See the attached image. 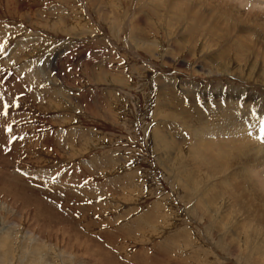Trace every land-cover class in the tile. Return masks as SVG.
Returning <instances> with one entry per match:
<instances>
[{
  "label": "rangeland",
  "instance_id": "374dc122",
  "mask_svg": "<svg viewBox=\"0 0 264 264\" xmlns=\"http://www.w3.org/2000/svg\"><path fill=\"white\" fill-rule=\"evenodd\" d=\"M155 1L159 5L151 0H0V264H264V230L256 211L264 209L258 177L264 172V73L258 75L264 53L254 52V67L249 65L253 54L233 55L236 38L252 45L264 41V0H203L204 6H226L219 12L227 18L221 24L233 28L228 32L235 38L199 40L197 48L207 40L202 46L209 52L192 64L188 60L195 53L187 52L188 42L181 47L187 60L164 37V11L155 8L164 2ZM168 24L170 31L189 32L183 24ZM233 57L242 66L228 64ZM213 60L226 63L230 74H209ZM229 89L248 95L247 111L236 98L233 115L227 103L216 105V98L207 97ZM179 100L189 101V116H199L191 126L182 112H171L170 103ZM212 105L214 116L202 117L200 112ZM228 117L234 128L227 127ZM198 126L207 127L217 143L233 136L257 153L239 146L240 151L226 154V176L207 170L189 148L205 142L198 140L204 131H192ZM217 127L229 128L227 136ZM154 133L171 141L175 133L185 141L177 146H187L181 158L176 159L177 152L169 156L179 161L175 170L158 165ZM240 180L247 192L234 190Z\"/></svg>",
  "mask_w": 264,
  "mask_h": 264
},
{
  "label": "bare ground",
  "instance_id": "6f19581e",
  "mask_svg": "<svg viewBox=\"0 0 264 264\" xmlns=\"http://www.w3.org/2000/svg\"><path fill=\"white\" fill-rule=\"evenodd\" d=\"M93 1V0H92ZM138 1H145V3H147L146 2V0H138ZM151 1H154V2H156L155 0H151ZM193 0H162V2H164L163 3V5L161 6V7H158V6H155L156 5V3L158 4V2H156L155 3V8L157 9V8H160L161 9V11H164V14L162 15V21H165V25H160V27L161 28H163L164 27V29H165V33H164V37L168 40V42H169V44L171 45V47L174 49V50H178V53L180 54V52H183V53H185L184 52V48H181L182 46H183V44L184 43H186V42H188V45L186 44V46H188L189 48V51H187V52H189V55L191 54V52H194L195 54L194 55H192V56H190V58H189V60H188V56L189 55H186V53L185 54H183V53H181V54H183L184 55V57L185 58H187V60H188V63L189 64H192V63H197L196 62V60L198 59V58H202L203 56H205L206 54H208V47L206 46V48L204 49L203 48V46L202 45H206V42H207V40L204 42V40L202 41V43H201V47L199 46V49L197 48V46H198V42H199V40H201V39H203V38H210V39H212V38H218V39H220L221 41H222V39H225L226 37H229L230 36V33H231V29H233V28H230V27H224L221 23H225L226 22V17H224V16H221V15H219V12H220V10L221 9H223V7L224 8H226V6L223 4V3H221L220 1H219V3H221V7H219L218 8V6H214V4L213 5H206V6H204V2H206L207 0H204V2H203V0H201V4L200 5H197V2H198V0H197V2H195V0H194V2H192ZM210 1V0H209ZM214 1V0H213ZM215 1H217V0H215ZM238 1V0H237ZM237 1H235V2H237ZM261 1V0H260ZM263 1V0H262ZM190 2L191 3H194V4H190ZM200 2V1H199ZM239 2V1H238ZM240 2H242V0H240ZM249 3L251 2V0L250 1H248ZM213 3V2H212ZM215 3V2H214ZM244 4L246 3L245 1L243 2ZM260 3V2H259ZM262 3V2H261ZM264 3V2H263ZM121 4V3H120ZM148 4H152V3H148ZM162 3H160V5H161ZM187 4V5H186ZM207 4V3H206ZM215 4H218V3H215ZM243 4V5H244ZM256 4V3H255ZM93 5H94V3H93ZM100 5V4H99ZM159 5V4H158ZM238 5H240V3L238 4ZM263 4H261V6H262ZM95 6V5H94ZM116 6H117V4H116ZM153 6V5H152ZM199 6V7H198ZM211 8V9H209V7ZM214 6V7H213ZM244 6H247L246 4L244 5ZM249 6V5H248ZM258 5H256V7H257ZM264 6V5H263ZM93 8V7H92ZM232 8V7H231ZM235 8H236V6H235ZM234 8V9H235ZM249 8H251V7H249ZM264 8V7H263ZM95 9V8H94ZM98 9H100V8H98ZM112 9V8H111ZM230 9V8H229ZM254 9H256L255 7H254ZM261 9V8H260ZM219 10V11H218ZM225 10V9H224ZM232 10H233V8H232ZM253 9H251V11H252ZM257 10H258V8H257ZM257 10L255 11V10H253V12L255 11L256 13H257ZM218 11V12H217ZM249 12H251L250 10H248ZM262 11V10H261ZM214 12H216L217 14H215ZM225 12V11H224ZM244 12V11H243ZM249 12H247V13H249ZM254 12V13H255ZM263 12V11H262ZM94 13H96V12H94ZM250 14L251 16L252 15H255V14ZM121 15V14H120ZM224 15V14H223ZM245 15V14H244ZM259 15V14H258ZM261 15H264V13L262 14L261 13ZM158 16V15H157ZM227 16V15H226ZM233 16V15H232ZM250 16V17H251ZM256 16V15H255ZM120 17V16H119ZM228 17V16H227ZM247 17V16H246ZM249 17V16H248ZM248 17L246 18V19H248ZM249 17V18H250ZM133 18V17H132ZM160 18V17H159ZM229 18V17H228ZM232 18V17H231ZM234 18V17H233ZM242 18V17H241ZM260 18V17H259ZM258 18V23L260 22L259 19ZM264 18V17H263ZM161 19V18H160ZM230 19V18H229ZM235 19V18H234ZM243 19V18H242ZM252 19H256V17L254 18H252ZM251 19V20H252ZM262 19V18H261ZM232 19H230V21H231ZM172 21H174V22H176V23H180V24H183L184 26H186L185 28H183V29H185V31H188V29H189V32L187 33V32H181V33H177V31H170V30H168L167 28L170 26L168 23H170V22H172ZM244 21V20H243ZM243 21H242V23H243ZM235 22H237V24H238V22H239V24H240V20L239 21H235ZM254 22H256V20L254 21ZM261 22H263L264 23V19H263V21H261ZM228 23V22H227ZM231 24H232V22H230ZM252 23H253V21H252ZM258 23H256L257 24V28H258V25H259V27H260V25L262 24H258ZM157 24V26H158V23H156ZM244 24V23H243ZM242 24V25H243ZM247 24V23H246ZM245 24V25H246ZM255 24V23H254ZM253 24V25H254ZM255 24V25H256ZM225 25V24H224ZM245 25H243V26H245ZM171 26H173V25H171ZM170 26V27H171ZM240 26V25H239ZM247 26V25H246ZM249 26V25H248ZM176 27V26H175ZM233 27V26H232ZM256 27V26H255ZM255 27H253L254 29H252V30H257V32H258V29L257 28H255ZM262 28H263V26H261ZM133 28V27H132ZM157 28V27H156ZM172 28V27H171ZM241 28V27H240ZM250 28V27H249ZM159 29V28H158ZM170 29V28H169ZM242 29V28H241ZM264 29V28H263ZM153 30V29H152ZM160 30V29H159ZM158 30V31H159ZM192 30H194L195 31V33L196 34H199L200 36H202V37H199L198 35H193V34H195V33H192L193 31ZM230 30V31H229ZM181 31V30H180ZM192 31V32H191ZM230 33H229V32ZM242 31V30H241ZM243 31H245V29L243 30ZM260 31V30H259ZM115 32V31H114ZM247 32V31H246ZM250 32V31H249ZM249 32H248V34H249ZM256 32V33H257ZM261 32H263V31H260V33ZM160 33V32H159ZM228 33H229V35H228ZM233 33H235V31H233ZM238 33V37H240L241 35L239 34V31L237 32ZM241 33V32H240ZM244 33V32H243ZM251 33H254V31H252ZM264 33V32H263ZM221 34V35H220ZM130 35V34H129ZM154 35V34H153ZM251 35V36H250ZM249 36L250 37H252V38H250L249 36V39L251 40V39H255V36L253 35V34H250ZM253 35V36H252ZM263 35V34H262ZM133 36V35H132ZM231 36H236V34H232ZM244 36H247L246 34L244 35ZM169 37L171 38V37H179V41H175V40H173V41H170L169 40ZM257 37H259V36H257ZM262 37H264V36H262ZM161 38V37H160ZM233 38H235V37H233ZM233 38H226L227 39V43H228V40L230 41V39H233ZM243 38V39H242ZM240 37V38H236V43H234L235 45V48H234V51H235V53L233 52V55L234 54H237L238 53V55H241V56H245L246 55V57L248 56V57H250L252 54H253V57L250 59L251 60V62H249V63H251V64H249V65H251V66H253L254 67V65H255V60H256V57H255V55H254V52H261L262 54L264 53V43H262V42H264V41H262V42H260V43H257L258 41L256 40H253V43H254V41L256 42V43H254L253 45H252V43H250V42H252V40L251 41H247V40H244V37ZM147 39V38H146ZM258 39V38H257ZM260 39H263V38H261L260 37ZM219 40V41H220ZM211 41V40H210ZM147 42V41H146ZM201 42V41H200ZM215 42V41H214ZM234 42V41H233ZM136 44V43H135ZM195 44V45H194ZM226 44V43H225ZM225 44H224V46H225ZM22 45V44H21ZM146 46V45H145ZM144 47V46H143ZM229 47H230V45H229ZM187 48V47H186ZM149 49V48H148ZM148 49H147V51H148ZM172 49V50H173ZM214 52V51H213ZM171 53V52H170ZM176 53V52H175ZM258 54H260V53H258ZM261 54V55H262ZM12 55V54H11ZM176 56V55H175ZM260 56V55H259ZM214 57V56H213ZM211 58V59H215V58ZM234 58V57H233ZM232 58V59H233ZM260 58V57H259ZM191 59V60H190ZM264 59V58H263ZM234 60L235 61H230L228 64H231V66L234 64V66H236V65H238V66H242V65H239L237 62H236V59L234 58ZM247 60V59H246ZM245 60V61H246ZM253 60V61H252ZM185 61V60H184ZM238 61V60H237ZM258 61V60H257ZM224 62V61H223ZM227 62V61H226ZM232 62H233V64H232ZM236 63V64H235ZM242 63H243V61H242ZM247 63V62H246ZM211 64V65H210ZM226 64V63H225ZM224 63H222V62H220V61H217L216 63H215V60H213V61H211L210 63H209V66H210V68H209V74H213V73H219L220 71L222 72V73H224V74H226V75H228V74H230L229 72L231 71H228L229 69H228V67L229 66H227L226 67V65H225ZM259 65V64H258ZM7 66V65H6ZM246 66V65H245ZM243 68H245V67H243ZM239 69V68H238ZM245 71H246V68H245ZM264 71V70H263ZM263 71H258V75L259 76H261V74L262 73H264ZM239 72H241L240 71V69H239ZM248 72V71H247ZM221 73V74H222ZM236 73V72H235ZM244 73V72H243ZM246 73V72H245ZM255 73V72H254ZM240 74V73H239ZM242 74V73H241ZM249 74V73H248ZM254 75V74H253ZM239 76V75H238ZM239 77H242V76H239ZM255 77V76H254ZM244 78V77H243ZM246 78H247V76H246ZM245 79V78H244ZM258 79V78H257ZM248 80V79H247ZM249 81V80H248ZM258 81V80H257ZM263 82H264V80H263ZM260 83V82H259ZM264 85V84H263ZM188 88V87H187ZM214 89H216V88H214ZM219 89H221V88H219ZM222 90V89H221ZM188 91H193L191 88H190V90H188ZM220 91V90H219ZM243 91H245V90H243ZM216 93L214 94V92H211L209 95H207V97H211L212 99H215V104L217 105V103L219 102L220 104L223 102V104H224V102H225V104L227 103V105L228 106H230L231 108H232V110H233V115L235 114L236 115V113H235V111L236 112H238V108H239V104H241V107H242V109L244 108V107H248V105H246L245 106V104H244V102L247 100V99H250L249 97H248V95H243V94H240L239 92H236V90L235 89H229L228 91H226V93H224V92H220V93H218V91H215ZM247 92V91H246ZM252 92V91H251ZM207 93V92H206ZM248 93V92H247ZM182 94V93H181ZM249 95H250V93H249ZM254 95V94H253ZM251 96V95H250ZM253 97V96H252ZM234 98H236L237 100H241V103H239L238 104V107H237V104H235V102H234ZM254 98V97H253ZM191 99L192 98H190L189 97V101H191ZM255 99V98H254ZM187 100V99H186ZM260 100V99H259ZM107 101H110V100H107ZM169 101V100H168ZM189 101H187V104L186 105H183L182 104V100H179V102L178 101H174V102H172V103H170V104H172V105H170V104H168V105H170L171 106V110H173V111H171V112H174V113H177V112H175L174 111V109H176V111H178V112H182L183 113V115H181V114H179V113H177V114H179V115H181L182 117H184V118H187V119H190V120H188L189 122L191 121L192 122V120L194 119V120H196L197 118H199V116L198 115H195V116H189L188 115V113L186 112V111H188L187 109H190V103H188ZM256 101H257V99H256ZM112 102H110V104H111ZM251 103V102H250ZM261 103V102H260ZM114 104V103H113ZM219 104V105H220ZM225 104H224V106H225ZM207 105V104H206ZM255 105V104H254ZM253 105V106H254ZM114 106V105H113ZM184 108H183V107ZM221 106V105H220ZM175 107H178V108H180V110L179 109H177V108H175ZM240 107V108H241ZM249 107H250V105H249ZM248 107V108H249ZM162 108V107H161ZM168 108V107H167ZM187 108V109H186ZM221 108V107H220ZM225 108V107H224ZM223 108V109H224ZM247 108V109H248ZM245 109V108H244ZM252 109V108H251ZM197 110V109H196ZM215 110H217V108H215V106H213L212 105V108L209 110V112H205V113H203V112H200L201 113V115L203 114H206L207 116H214L213 114L214 113H216L215 112ZM219 110V109H218ZM227 110V109H226ZM235 110V111H234ZM246 110V109H245ZM229 111V110H228ZM242 111V110H241ZM247 111V110H246ZM163 112V111H162ZM171 112H168V113H171ZM240 112V111H239ZM192 113H194V112H192ZM227 113H229V112H227ZM113 114V113H112ZM221 115H222V113H220ZM224 114H225V112H224ZM238 114V113H237ZM242 114V113H241ZM246 114V113H245ZM251 114V113H250ZM162 115H163V113H162ZM164 115H165V113H164ZM203 115H202V117H203ZM225 115H229V114H225ZM251 115H253V114H251ZM166 116V118H177L174 114H172V115H170V114H166L165 115ZM217 116V118L219 119V116L218 115H216ZM181 117V118H182ZM193 117V118H192ZM206 117V116H205ZM211 117V119H213ZM255 117H258V118H260L258 115H254V117L253 118H255ZM179 118V117H178ZM177 118V119H178ZM207 118V117H206ZM233 118V117H232ZM183 119V118H182ZM187 119H183L182 121H183V123H184V121H186L187 122ZM209 119V118H208ZM206 120V119H205ZM225 120H227V122H228V125H227V127H229V128H234L235 127V125H234V121H232L229 117H228V119H225ZM239 120V122H240V119H238ZM253 120V119H252ZM209 121V120H208ZM191 122H190V126H191ZM200 122H202L201 120H200ZM212 122H213V120H212ZM221 122V121H220ZM224 122H226V121H224ZM235 122H236V120H235ZM174 123H176V122H174ZM177 123H179V122H177ZM176 123V124H177ZM188 123V122H187ZM203 123V122H202ZM211 123V122H210ZM210 123H209V125H210ZM180 124V123H179ZM194 124V123H193ZM205 124V123H204ZM207 124V123H206ZM188 125V124H187ZM195 125V124H194ZM200 125H201V123H200ZM212 125V124H211ZM244 125V124H243ZM181 126V125H180ZM189 126V127H190ZM207 126V125H206ZM217 126V125H216ZM237 126V125H236ZM238 126H240V125H238ZM238 126H237V128H238ZM209 127V126H208ZM211 127V126H210ZM226 127V129L225 128H223V127H221L220 129H218V127H217V129L215 130V128H214V130L215 131H217V132H221L220 133V135L223 133V134H225V136H227L226 135V130L227 129H229V128H227ZM242 127V126H241ZM200 128H201V126H200ZM187 129V128H186ZM189 129V128H188ZM194 129H195V127H194ZM197 129H199V126H198V128ZM197 129H195V130H192L193 132H197V133H202V131H204L203 133H202V135L204 136V137H202V136H199V138H198V140L199 139H204L205 140V142H204V144L203 143H201V142H196L197 144H191L190 146H189V148H190V151L194 154V155H196L197 157H201L202 158V160H203V163H204V165H205V167H206V169L207 170H210V171H214L215 173L217 172H219V174H220V172L222 173V175H223V173H224V175H225V172L226 171H228V162L227 161H224V159H225V157H226V154H228L229 152H231L232 150H234L235 148H238L239 146L241 147H245V145L243 146V144H244V142L245 141H243L242 143L238 140V139H235V138H233V136H232V141H231V139L230 140H228L227 138H228V136L226 137V138H222V137H220L221 139L220 140H223L224 141V143H221V141L219 140V138H218V140L220 141V143H217L218 141H215L214 140V137H212V136H215V135H213V134H210V133H208V131H210L207 127H202V129H199V130H197ZM210 129H213V128H210ZM202 130V131H201ZM214 130H211L212 132H214ZM234 130H236V129H234ZM238 130H239V128H238ZM249 130V129H248ZM244 131V130H243ZM160 133L162 132V131H159ZM189 132V135H190V138H192L191 136L193 135L191 132H190V130L188 131ZM211 132V133H212ZM197 133H196V135H197ZM174 134V141H171L170 139H168V138H165V137H163V136H160L158 133H154V137H153V139H155V141L157 142V143H160V145L159 146H161V147H159V146H157V143L155 144V146H156V152L157 153H160V155L159 154H157V161H158V165H161L167 172H171L173 169L175 170L176 168V165L177 166H179L178 164H176L177 162H179V161H177V162H171V160L172 159H170V157H172L176 152H177V156H175L176 157V159H178V158H181L182 157V155H183V153H184V149L185 148H187V146H179V147H177L178 146V144H179V142L182 144V142H185V141H182L181 142V139H178L177 137H176V134L175 133H173ZM231 134V133H230ZM252 134V133H251ZM196 135H195V137H196ZM201 135V134H200ZM237 135V134H236ZM211 136V137H210ZM194 137V136H193ZM240 137V136H239ZM170 138H172V137H170ZM216 138V137H215ZM244 139V138H243ZM251 139V138H250ZM200 140V141H201ZM245 140H246V138H245ZM190 141V140H189ZM189 141H187L188 142V145H189ZM207 141V142H206ZM250 142V141H249ZM254 143H255V140L253 141ZM256 142H257V140H256ZM248 143V142H247ZM251 143H252V141H251ZM250 143H248V145H249ZM260 143H258V145H259ZM264 144V143H263ZM251 145V144H250ZM252 145H254L253 143H252ZM251 145V146H252ZM257 145V146H258ZM250 146V147H251ZM254 146H256V144L254 145ZM262 146V144H260V147ZM260 147L258 148L259 149V151L261 150L260 149ZM247 147H245V149H246ZM252 148V147H251ZM250 148V149H251ZM254 148V147H253ZM253 148H252V151H256V150H253ZM256 148V147H255ZM254 148V149H255ZM242 149V148H238V151H240V150ZM250 149H246L247 150V152H249V150ZM257 149V150H258ZM262 151H264V145H263V147H262ZM187 150L188 149H186V152H187ZM244 150V149H243ZM246 150L244 151V152H246ZM236 151V149L234 150V152ZM251 151V150H250ZM251 151V152H252ZM258 151V152H259ZM242 152V151H241ZM251 152H249L250 154H251ZM261 152V151H260ZM259 152V153H260ZM190 153V152H189ZM239 154H242V153H240V152H238ZM237 153V154H238ZM256 153H257V151H256ZM255 153V154H256ZM262 153V155H263V152H261ZM192 154V155H193ZM232 154V153H231ZM235 154V153H234ZM236 154V155H237ZM249 154V155H250ZM252 157L253 158H257V156L258 155H254V152L252 153ZM262 155L260 154L259 156H261L262 157ZM170 156V157H169ZM239 156V155H238ZM242 156V155H241ZM174 157V158H175ZM185 157V156H184ZM188 157H189V155H188ZM236 157V159H239L240 157H238L237 158V156H235ZM235 157H234V159H235ZM250 156H248L247 158H249ZM192 158V157H191ZM196 158V157H195ZM199 158H197V159H199ZM232 158V157H231ZM231 158H229V159H231ZM244 158V157H243ZM193 159H194V157H193ZM246 159V158H245ZM244 159V160H245ZM261 159V158H260ZM260 159H258V160H260ZM240 160H242L241 158H240ZM239 160V161H240ZM244 160H242V161H244ZM249 160V159H248ZM251 160V159H250ZM183 161V160H182ZM186 161H188V160H186ZM192 161V160H191ZM194 161V160H193ZM199 161V160H198ZM228 161H230V160H228ZM236 161V160H235ZM261 161H264L263 159H261ZM190 162V161H189ZM217 162H220V163H217ZM244 162H246V161H244ZM252 162V161H251ZM197 163H199V162H197ZM232 163V162H231ZM234 163V162H233ZM237 163V162H236ZM236 163H234V164H236ZM258 163V162H257ZM262 163H264V162H262ZM261 163V164H262ZM191 164V163H190ZM200 164V163H199ZM239 164H241V163H239ZM254 164H256V163H254ZM260 164V163H259ZM128 165V164H127ZM244 165H246V164H244ZM243 165V166H244ZM191 166H193V164H191ZM230 166V165H229ZM240 166V165H239ZM238 166V167H239ZM248 166V165H247ZM253 166V165H252ZM255 166V165H254ZM258 166V165H257ZM263 166V165H262ZM126 167V166H125ZM203 167V166H202ZM202 167H201V169H202ZM230 167H232V165L230 166ZM229 167V168H230ZM234 167V166H233ZM237 167V166H236ZM242 167V166H241ZM249 167H251V166H249ZM261 167V166H260ZM186 168V167H185ZM191 168V167H190ZM204 168V167H203ZM243 168V167H242ZM197 169H199V168H197ZM205 169V168H204ZM233 169V168H232ZM234 169H235V167H234ZM233 169V170H234ZM238 169V168H237ZM236 169V170H237ZM240 169V168H239ZM251 169V168H250ZM253 169H254V167H253ZM262 169H264V167L262 168ZM190 170V169H189ZM194 170H196V169H194ZM206 170V171H207ZM248 170V169H247ZM257 170H259V169H257ZM200 171V170H199ZM205 171V170H204ZM231 171V170H230ZM235 171V170H234ZM253 171V170H252ZM261 172H262V170H260ZM179 172V171H178ZM194 172V171H193ZM245 172V171H244ZM251 172V171H250ZM190 173V172H189ZM207 173V172H206ZM229 173V172H228ZM247 173V172H246ZM246 173H245V175H246ZM254 173V175H255V171L254 172H252L251 174H253ZM258 172H256V174H257ZM197 174H199V173H197ZM210 173H208V175H209ZM243 174V173H242ZM250 174V173H249ZM250 174V177L252 176ZM218 175V174H217ZM216 175V176H217ZM221 175V174H220ZM238 175V174H237ZM253 175V176H254ZM207 176V175H206ZM226 176V175H225ZM232 176V175H231ZM230 176V177H231ZM241 176V175H240ZM247 176V175H246ZM246 176H243V178H244V181H245V177ZM218 177V176H217ZM227 177H228V175H227ZM233 177H235L234 175H233ZM238 177V176H237ZM257 177V176H256ZM256 177H253V180L256 178ZM258 177H260V180H261V178H262V181H264V172H262L261 174H260V176L258 175ZM188 178V177H187ZM220 178V177H219ZM229 178V177H228ZM217 179V178H216ZM221 179V178H220ZM227 179V178H226ZM225 179V180H226ZM248 179V178H247ZM259 179V178H258ZM188 180V179H187ZM224 180V179H223ZM236 180H237V178H236ZM248 180H250V179H248ZM251 180H252V178H251ZM250 180V181H251ZM256 180V179H255ZM7 181V180H6ZM132 181V180H131ZM138 181V180H137ZM182 181V180H181ZM235 181V180H234ZM241 181V182H240ZM239 181V183L240 184H238V185H236L235 183V186H234V190L235 189H240V190H242L243 188L244 189H246L247 188V186L248 185H245L244 186V183L242 182L243 180H240ZM249 181V182H250ZM257 181V182H256ZM255 182L254 181H252V182H254V183H258V180H256ZM261 181V185L263 186V188H264V183ZM179 182V181H178ZM195 182V181H194ZM201 182H203V180L201 181ZM223 182V181H222ZM225 182H227V181H225ZM238 182V181H237ZM236 182V183H237ZM248 182V181H247ZM251 182V183H252ZM185 183V185H186V187L187 188H191L192 186V183H191V181H185L184 182ZM242 183V184H241ZM259 183H260V181H259ZM258 183V186L259 187H257L256 186V188H259V189H257V190H259V191H261L260 190V187L262 188V186H260V184ZM202 184V183H201ZM222 184V183H221ZM224 184V183H223ZM233 184V185H234ZM253 184V183H252ZM252 184H250V185H252ZM233 185H229V188L231 187V186H233ZM257 185V184H256ZM198 186V185H197ZM224 186H225V184H224ZM199 187V186H198ZM223 187V186H222ZM227 188H228V186H226ZM241 187V188H240ZM246 187V188H245ZM253 187L255 188V185L253 184ZM195 188H197V187H195ZM249 188H251L250 186H249ZM231 189H232V187H231ZM133 190V189H132ZM248 191V189H246V191L245 192H247ZM256 190H254V192H255ZM230 192H231V194H232V190H230ZM243 192V191H242ZM250 192H252V188H251V190H250ZM257 192V191H256ZM255 192V193H256ZM238 193V192H237ZM249 193V192H248ZM255 193H253V195L255 194ZM126 194V193H125ZM234 194H235V191H234ZM241 193H239L238 195L239 196H242V195H240ZM259 194H260V192H259ZM262 194V193H261ZM236 195V194H235ZM246 195V194H245ZM251 194H248V196H250ZM263 195H264V193H263ZM232 196H233V194H232ZM247 196V195H246ZM255 196V195H254ZM256 196H258V194L256 195ZM129 197V196H128ZM223 197V196H222ZM234 197H237V195L236 196H234ZM245 197V196H244ZM250 197H252V196H250ZM261 196H259V198H260ZM246 198H248V197H246ZM254 198V197H253ZM258 198V197H257ZM256 198V199H257ZM210 199V198H209ZM240 198H237V200H236V202L239 200ZM248 200V199H247ZM251 200V199H250ZM258 200V199H257ZM264 201V199H263V197L261 198V201ZM252 201H253V199H252ZM255 201V200H254ZM259 201H260V199H259ZM258 201V202H259ZM260 201V202H261ZM218 202V201H217ZM240 203H242L241 202V200L239 201ZM245 202V201H244ZM259 202V203H260ZM212 203V202H211ZM221 203H222V201H221ZM249 203V202H248ZM255 203V202H254ZM253 203V204H254ZM210 204V203H209ZM213 204V203H212ZM237 204H238V202H237ZM246 204V203H245ZM239 206H240V204H239ZM245 206V205H244ZM254 206V205H253ZM251 207V206H250ZM247 208V207H246ZM258 208V207H257ZM263 207H261V209L260 208H258V210H256L257 211V213H258V211H259V214H257V218H258V221H259V225H260V227L264 230V212L262 211V210H264V209H262ZM251 209V208H250ZM201 212V211H200ZM248 212V211H247ZM160 213V212H159ZM205 213V212H204ZM256 213V212H255ZM254 213V214H255ZM156 215V214H155ZM162 215V214H161ZM167 215V214H166ZM250 215V214H249ZM253 216V215H252ZM259 216V217H258ZM153 217V216H152ZM254 218H256L255 216H254ZM147 221V220H146ZM146 221L144 222V223H146ZM142 222V221H141ZM150 222V221H149ZM189 222V221H188ZM256 222V221H255ZM151 223V222H150ZM149 224V223H148ZM150 225V224H149ZM156 225V224H155ZM144 226V225H143ZM146 226H148V225H146ZM152 227V226H151ZM139 231V230H138ZM155 232V231H154ZM3 245V244H2ZM251 245V244H250ZM31 246V245H30ZM243 250V249H242ZM3 259V258H2ZM257 264V263H256Z\"/></svg>",
  "mask_w": 264,
  "mask_h": 264
},
{
  "label": "snow or ice",
  "instance_id": "6c2138e0",
  "mask_svg": "<svg viewBox=\"0 0 264 264\" xmlns=\"http://www.w3.org/2000/svg\"><path fill=\"white\" fill-rule=\"evenodd\" d=\"M261 132L264 133V122H262Z\"/></svg>",
  "mask_w": 264,
  "mask_h": 264
}]
</instances>
